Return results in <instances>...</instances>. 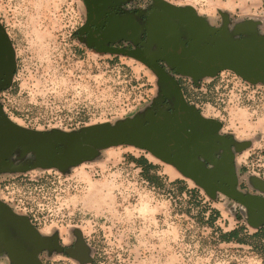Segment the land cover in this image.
Listing matches in <instances>:
<instances>
[{"label": "rangeland", "instance_id": "obj_1", "mask_svg": "<svg viewBox=\"0 0 264 264\" xmlns=\"http://www.w3.org/2000/svg\"><path fill=\"white\" fill-rule=\"evenodd\" d=\"M209 24L255 25L264 34V0H164ZM82 0H0V19L15 53V71L0 98L20 125L34 131H81L145 118L162 84L139 60L96 51L81 40ZM186 97L222 122L242 145L238 184H264V85L230 70L183 80ZM138 159L139 162H136ZM146 163H140V160ZM238 188V187H237ZM213 197L147 148L122 142L65 168H32L0 177V197L47 235L86 250L79 264H264V218ZM238 230L242 241L221 234ZM48 264H78L59 253Z\"/></svg>", "mask_w": 264, "mask_h": 264}, {"label": "flooded vegetation", "instance_id": "obj_2", "mask_svg": "<svg viewBox=\"0 0 264 264\" xmlns=\"http://www.w3.org/2000/svg\"><path fill=\"white\" fill-rule=\"evenodd\" d=\"M82 2L84 20L79 29L81 40L86 41L99 52L111 53L109 49L115 48L135 51L146 58H152L168 76L177 82L186 104L207 120L200 122L193 110L181 113L188 135L202 143L196 146L189 142L186 134L170 128L168 134L171 143L180 148L185 157L201 163L209 172L216 171L218 175L228 180L218 179L219 186L230 188L232 183L233 188L240 193L264 201V194L261 192L245 191L246 189L238 184L236 151L242 145L228 132H224L221 121L204 115L186 97L187 93L183 87L184 79L199 83L201 79L211 75L189 74L190 67L183 65L184 62H175L167 57L165 43L162 40L165 35H172L177 39L179 47L195 48L198 58L204 59L212 46L256 37L264 38V34H258L255 25H230L226 18L221 24L212 25L189 10L167 8L160 0H82ZM11 53L13 66L10 65ZM120 55L133 58L127 54ZM15 65L14 48L8 31L0 19V96L11 83ZM222 70L230 69H220L215 75ZM153 72L162 84V98L157 105L146 111L144 120L140 122L143 126H148L158 115L172 118L175 113L176 97L172 88L155 71ZM241 78L250 84L264 85V76L256 82ZM9 121L30 130L12 119L0 98V177L9 172H22L36 167L52 168L43 165L34 166L38 160L36 150L23 144L24 134H21L19 128L11 126ZM187 121L189 125L186 124ZM164 130V125L161 124L158 133ZM66 147L67 144L57 142L53 150L56 153H62ZM169 155L172 157L171 153ZM173 164L175 165L174 162ZM68 165L53 168L62 169ZM256 185L264 190L263 183L257 182ZM211 187L214 188V192H220L212 184ZM248 210L251 214L250 222L258 223L264 218V212ZM56 253L73 258L78 264L85 260L87 255L77 238L65 244L60 241L58 235L44 234L29 217L18 212L0 197V264H48L51 256Z\"/></svg>", "mask_w": 264, "mask_h": 264}, {"label": "water", "instance_id": "obj_3", "mask_svg": "<svg viewBox=\"0 0 264 264\" xmlns=\"http://www.w3.org/2000/svg\"><path fill=\"white\" fill-rule=\"evenodd\" d=\"M160 1L165 7L173 8L166 1ZM162 40L165 43L164 48L167 57L175 62H184L182 63L183 65L190 67L189 74H210L214 76L218 70L226 68L251 82H256L264 76L263 37L217 44L208 49L204 59L198 58L195 48L186 49L179 47L177 39L172 35H165ZM109 52L127 54L136 58L155 71L172 88L176 97L173 117L168 118L164 115H158L148 126H143L137 119L126 120L115 125L99 123L88 126L79 132H39L23 129L9 121L11 126L19 128L21 134H24L23 144L36 150L38 160L34 166L62 167L68 164H75L79 163L84 157L94 153L96 148L130 142L141 148L149 149L152 154L165 162H174L184 176L203 187L210 196L213 197L214 195L212 184L224 195L236 200L248 209L264 212V201L262 199L240 193L233 188L232 183H230V188L219 186L217 183L218 179L228 180L218 175L216 171L209 172L201 163L185 157L181 153L182 150L171 143L168 134L170 128H175L180 133L186 134L189 142L196 146L202 143L188 135L181 119V113L193 110L195 117L200 122L207 121L186 104L177 82L168 76L152 58H146L131 50L111 48ZM10 65L13 66L12 53ZM187 123L188 125L190 124L188 121ZM161 124L164 125L165 130L159 134ZM57 142L67 144L66 149L62 153H56L53 150V146ZM169 153L172 154V157H170ZM251 223L254 226L257 225V223Z\"/></svg>", "mask_w": 264, "mask_h": 264}, {"label": "trees", "instance_id": "obj_4", "mask_svg": "<svg viewBox=\"0 0 264 264\" xmlns=\"http://www.w3.org/2000/svg\"><path fill=\"white\" fill-rule=\"evenodd\" d=\"M136 162H139L138 159H135ZM140 163H146L145 160H140ZM256 236H262V238H264V228H261L260 230H258L257 232H255ZM238 236V230L237 229H233L229 232L226 233H222L221 237L223 240L225 241H229L230 239H235L236 241H242L239 238H237Z\"/></svg>", "mask_w": 264, "mask_h": 264}]
</instances>
